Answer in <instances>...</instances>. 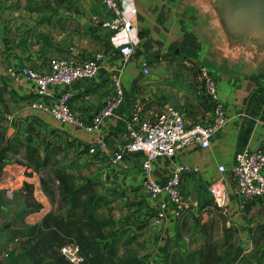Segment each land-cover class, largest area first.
<instances>
[{"label": "crops", "instance_id": "0c3cea01", "mask_svg": "<svg viewBox=\"0 0 264 264\" xmlns=\"http://www.w3.org/2000/svg\"><path fill=\"white\" fill-rule=\"evenodd\" d=\"M45 1L38 8H28L23 3L0 21V93L16 103L13 118H36L45 132L54 133L66 151H72L73 160L88 162L91 172L88 178L103 181L106 189L132 191L141 219L149 217L148 227L155 228L150 238L157 237L145 250L154 259L153 264H162L171 242L181 248L185 246L184 240L176 235L180 207L163 195L161 199L166 202V208L157 212L158 202L149 197L143 185L140 154L124 155L114 164L108 155L94 156L79 150L81 145L104 138L109 151H116L127 140V123L136 108L148 119L155 117L164 103H169L180 109L187 122L210 123L212 108L203 115L202 105L195 104L199 85L193 82L198 78L197 70L205 66L216 80L226 121L213 132L207 148L189 145L173 156L156 158L152 177L161 183L175 167L188 165L192 169L183 173L181 186L190 206H196L203 197L211 199L208 186L219 184L226 194L224 214L232 222L241 219L245 200L234 192L231 167L237 152L257 149L264 139V63L213 70L206 58L208 43L203 21L191 8H182L181 0H120L124 21L120 32L100 26L108 12L99 0ZM124 43L132 47L127 62H123L119 52ZM98 52L103 56L92 78L50 86V95L44 97L36 94L33 83L22 77L13 79L8 74L9 68L21 66L46 71L53 57L78 61ZM142 62L148 64V74L142 73ZM112 75L119 77L122 101L110 115L101 117L96 129L86 131L83 126L91 125L104 100L116 93ZM182 76H187V86ZM63 93L70 94L69 105L81 127L60 122L32 105L37 101L51 104ZM219 166L224 170H219ZM23 168L31 174L30 168L26 165ZM23 168L5 164L0 169V191L4 200H8L9 186L15 192L24 182L33 184V196L40 206L22 220L26 225H33L51 206L40 188L39 178L24 175ZM249 203L251 211L264 212V199H249ZM206 208L211 207L205 205L203 210ZM194 209L191 211L195 214ZM10 220L12 223L16 220L13 227L19 228L22 224L15 217ZM244 227L239 228L238 234L246 239L250 231Z\"/></svg>", "mask_w": 264, "mask_h": 264}, {"label": "rangeland", "instance_id": "374dc122", "mask_svg": "<svg viewBox=\"0 0 264 264\" xmlns=\"http://www.w3.org/2000/svg\"><path fill=\"white\" fill-rule=\"evenodd\" d=\"M42 1L47 2L45 0H0V21L5 16H9L14 8L21 6L23 3L28 8H38ZM195 75L198 78H194L193 82L195 86L199 85L196 88L195 104L199 103L202 105L203 115H205V112L212 108V102L203 91L199 69ZM182 77L185 79L184 82L187 86V76ZM4 95L0 93V127L6 132L7 137L21 140L25 137H30L32 143L37 145L41 153H49L50 155V167H46V170L52 167L63 170L68 179L75 185L90 179L88 175L91 172L88 170L87 161L77 163L73 160V155L70 153L72 151L67 149V152L63 143L55 138L56 135L54 133L45 132L42 124L36 118L29 116L26 119L13 118L16 111V103ZM186 100H188L187 95ZM79 152H87V149L80 148ZM63 153L64 155H62ZM5 161V164L10 165L12 168L16 167V165L20 168L25 166L21 156L8 155ZM23 171L24 175L31 178L36 176L40 182V173L37 171L31 169V174L32 171L34 172L32 175L30 173L27 174L28 172L24 168ZM31 180L29 179V181ZM93 181L96 184V191L103 196V203L97 209L98 216L113 220V224L108 230L113 234L117 257L129 261L128 264H153L154 259L149 256L145 248H148V244L156 242L157 237L154 240L150 238L155 228L153 226L148 227L151 224L149 217L141 219L140 207L135 205L133 192L125 190L113 191L106 189L103 181ZM28 184L29 187L24 188L23 183L14 192L12 199L8 200H4L2 197L3 191H0V264H49L46 257L35 262L26 254L29 244L24 239V234L30 225H26L22 220L28 213L37 211L39 209L38 206H40L33 196L35 193L33 184ZM40 188H42L47 198L49 208L50 206L51 208H58L59 199L55 189V182L51 181L50 173H43V183L40 182ZM183 197L186 200L185 195ZM244 200L245 202L241 208L242 218L235 219V222L229 220L226 214L222 213L208 197L207 199L204 197L199 199L198 204L194 207L191 205L187 208H181L178 215L176 235L182 241L184 240L185 246L181 248L175 242H171L167 252L176 247L184 252L198 247L203 241L201 224H207V226L212 224L211 228L215 239L220 245H224L221 247V252H224L225 255L229 253L228 259L231 264H256L255 259L251 258L250 255L259 256L264 260V212L251 211L249 199L244 198ZM205 205L211 208L203 210ZM192 208H195L194 212L196 215L191 211ZM12 217H15L18 223L22 222L19 228L13 227L16 225V220L12 223L10 220ZM241 226H245L244 228L250 231L246 239L238 234ZM225 241L226 243H224ZM237 245L243 248V252L235 262H232V256ZM162 264H164V259Z\"/></svg>", "mask_w": 264, "mask_h": 264}, {"label": "built area", "instance_id": "2783aa9c", "mask_svg": "<svg viewBox=\"0 0 264 264\" xmlns=\"http://www.w3.org/2000/svg\"><path fill=\"white\" fill-rule=\"evenodd\" d=\"M120 0H99L107 10L108 17L100 22V26L111 32H120L124 28ZM132 1V0H129ZM123 62H127L132 47L124 43L119 47ZM103 53L98 52L90 58L74 60L71 58L53 57L50 59L46 71H38L28 66L18 69L9 68L8 74L13 79L20 77L33 83L36 94L39 96L50 95V86L67 85L74 80L92 78L98 67V62ZM142 73L148 74L149 67L146 62L141 64ZM202 88L212 102L211 121L208 124L200 122H187L183 113L174 105L164 103L161 111L153 118H143L140 109L133 110L130 121L127 123V140L116 150L109 151L104 138L98 139L80 148H86L89 154L108 155L114 164L121 161L124 155H141V173L144 177L143 185L149 197L158 202L157 212L166 208V202L161 199L163 195L181 208H187L190 203L183 197L182 175L192 168L188 165H178L171 175L163 182H157L152 177L153 161L160 157L173 156L177 151L189 145L207 148L213 132L221 127L225 121L223 105L218 98L216 80L205 66H200ZM111 81L115 88V95L104 100L103 107L89 126H83L86 131H93L100 123L101 117L111 114L112 110L122 101L119 77L112 75ZM70 94L59 95L51 104L42 101L34 102V107L47 111L54 119L82 126L69 105ZM224 170L223 166L218 167ZM234 182V192L245 199H264V151L259 149L242 150L235 154L231 167ZM208 193L213 203L223 212H226V194L219 184L208 186ZM6 195L12 199L14 188L8 187ZM159 214V213H158ZM59 253L70 264H83L84 255L79 245L68 241L59 246Z\"/></svg>", "mask_w": 264, "mask_h": 264}, {"label": "trees", "instance_id": "16d2710c", "mask_svg": "<svg viewBox=\"0 0 264 264\" xmlns=\"http://www.w3.org/2000/svg\"><path fill=\"white\" fill-rule=\"evenodd\" d=\"M8 155L21 156L27 167L40 173L41 183L43 173H50L59 199L58 208H51L38 223L27 227L24 239L29 244L26 252L29 258L37 262L46 257L49 264H70L59 253V246L74 241L84 255L83 264L129 263L117 257L114 237L108 230L113 220L98 216L97 209L103 203V196L96 191L93 180L86 179L85 182L75 185L63 170L53 167L46 170V167H50L49 153H41L30 137L23 140L7 137L0 127V169L5 165ZM28 187L29 184L24 182V188ZM209 225L201 224V245L187 252L178 247L169 250L164 264H231L229 253L225 255L221 252L224 245L217 242L212 224ZM250 257L255 259L256 264H264L261 257Z\"/></svg>", "mask_w": 264, "mask_h": 264}, {"label": "water", "instance_id": "95a60500", "mask_svg": "<svg viewBox=\"0 0 264 264\" xmlns=\"http://www.w3.org/2000/svg\"><path fill=\"white\" fill-rule=\"evenodd\" d=\"M181 6L191 8L203 21L206 58L213 70L264 63V0H181ZM257 149H264V139ZM242 252L237 245L232 262Z\"/></svg>", "mask_w": 264, "mask_h": 264}]
</instances>
